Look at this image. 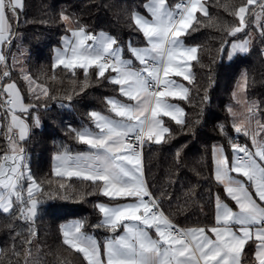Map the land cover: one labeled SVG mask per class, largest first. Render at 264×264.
<instances>
[{"label": "snow or ice", "instance_id": "snow-or-ice-1", "mask_svg": "<svg viewBox=\"0 0 264 264\" xmlns=\"http://www.w3.org/2000/svg\"><path fill=\"white\" fill-rule=\"evenodd\" d=\"M255 3L256 0H246L232 12L238 23L229 35L244 30L246 13ZM23 7V0H0V45L10 43L9 18L18 16ZM144 8L147 15L134 12L131 19L146 46L129 43L130 58L125 57L116 38L103 32L91 34L83 27L71 30V37L62 38L63 48L55 50L53 67L62 66L73 74L83 69L86 81L88 70L94 68L97 76L117 86L119 93V98H106L109 115L89 113L93 127L77 130L69 126L87 150L72 153L65 149L57 153L55 174L92 182L109 200L128 201L95 205L102 218L93 227L112 233L122 228L123 234L107 237L101 244L83 231V221L75 220L62 226L63 242L82 254L86 264H242L245 246L254 240L255 259L264 264V137L258 139L264 126L250 135L247 129L233 125L237 134L250 135L255 150L230 141L231 162L222 147L214 146V178L236 210L216 194L215 222L211 227L178 226L165 214L161 201L145 181L141 161L144 144H160L166 134L170 137L163 117L180 125L185 123L181 118L184 110L171 101L186 100L189 89L174 77L192 81L191 62L198 60V47L186 46L181 37L193 27L195 14L199 11L208 16V10L202 0H181L174 7L168 6L166 0H147ZM261 8L264 10V0ZM62 19L69 21L67 15ZM231 49L229 59L237 52H247L248 42L232 43ZM0 63H6L2 53ZM2 75L9 77L10 73L4 71ZM25 79L35 99L48 96L46 87H34L30 76ZM0 100L10 114L7 132L16 130L15 138L8 135L9 152L0 157V210L8 213L18 203L20 219L34 222L44 198H51V194L27 167L21 142L28 138L30 128L17 113H28L36 106L23 103L14 82L0 88ZM35 123L39 124L38 117ZM59 187L63 189L64 184Z\"/></svg>", "mask_w": 264, "mask_h": 264}, {"label": "trees", "instance_id": "trees-1", "mask_svg": "<svg viewBox=\"0 0 264 264\" xmlns=\"http://www.w3.org/2000/svg\"><path fill=\"white\" fill-rule=\"evenodd\" d=\"M167 1L174 5L181 0ZM146 2L23 0L19 15L9 18L12 28L10 43L4 49L6 63L0 66L1 83L15 82L25 104L36 106L22 114L30 124L29 136L22 146L33 178L51 198H44L34 222L20 219L18 203L8 213L0 210V264H86L82 254L63 242L61 225L69 219L83 221L84 229L93 232L100 241L114 234L93 227L102 218L95 207L104 198L99 189L89 181L57 176L52 158L65 149L74 152L85 148L69 126L77 130L92 126L89 113L107 111L106 98L119 95L117 86L99 78L94 68L88 70L86 81L83 69H76L73 74L62 66L53 67V52L74 26L90 33H110L124 48V54L130 55L129 43L133 46L146 43L131 19L134 12H146ZM245 3L246 0H204L208 16L198 11L193 27L184 36L186 43L198 47L188 98L181 101L185 123L180 125L167 119L170 137L166 134L160 144H144L148 187L160 198L165 214L182 227H211L215 222V195L227 198L223 186L214 178L213 147L221 144L229 152L230 141L250 145L247 137L235 132L230 111L242 71L246 72L247 99L256 101L255 111L259 123L264 125V23L261 31L254 26L261 0L249 6L246 31L235 36L228 34L238 23L232 12ZM62 15H67L69 21H64ZM252 29L255 38L249 51L226 59L223 51L228 44ZM4 71L10 76L4 77ZM26 75L46 87L48 96L35 99ZM35 117L39 118L38 125ZM8 152V134L0 131V157ZM60 184H64L63 189Z\"/></svg>", "mask_w": 264, "mask_h": 264}, {"label": "crops", "instance_id": "crops-1", "mask_svg": "<svg viewBox=\"0 0 264 264\" xmlns=\"http://www.w3.org/2000/svg\"><path fill=\"white\" fill-rule=\"evenodd\" d=\"M166 2H167V4H168V6H170V7H174L176 4H174V5H171V4H169L168 3V1L166 0ZM147 3V2H146ZM179 3V2H178ZM202 3H204V0H202ZM141 14H144V15H147V13L145 12V13H141ZM197 15V13L195 14V16ZM9 22H10V24H11V21H10V19H9ZM11 28H12V24H11ZM77 28H79V27H74V26H71L70 27V29H69V31L66 33V34H64L63 35V37L64 36H69V37H71V30H76ZM101 32H103V33H106V34H108V35H110V36H112L110 33H108V32H106V31H98V32H96V33H91V34H99V33H101ZM90 33V32H89ZM62 37V38H63ZM113 37V36H112ZM181 39H183V41H184V44L186 45V46H188V47H193V46H195V45H191V44H188V43H186V41H185V39H184V36L183 37H181ZM6 44H7V42L6 43H4V44H2V45H0V53H2L3 55H4V57L6 58V54H5V51H4V49H5V47H6ZM136 46H139V47H144V46H146V43L145 44H143V45H136ZM58 48H63V42H62V39H61V42H60V44L58 45V46H56L55 47V49H54V52H53V59H54V62H55V50L56 49H58ZM198 53V52H197ZM125 57L126 58H130V55H125ZM192 63L193 62H191V72H192V74H193V66H192ZM1 65H3V63H0V66ZM174 79H176L177 81H178V83H182L185 87H187L188 89H189V81H184L183 80V78L182 77H174ZM0 80H1V73H0ZM7 83H13V82H6V83H4V84H2L1 83V88L4 86V85H6ZM15 83V82H14ZM16 84V83H15ZM17 86V85H16ZM17 88H18V86H17ZM39 88V87H38ZM19 89V88H18ZM19 92H20V95L22 96V93H21V91H20V89H19ZM188 94H189V92H188ZM23 97V96H22ZM112 97H117V98H119V95L118 96H112ZM7 98V94L5 93V95H4V99H6ZM181 101L182 100H180V99H173L171 102L172 103H175V104H178L179 105V107H181L183 110H184V108L182 107V105H181ZM23 103L25 104V102H24V99H23ZM25 105H27V104H25ZM0 109L1 110H3V112H4V114H5V116L6 117H8V120H10V114L6 111V110H4L2 107H1V105H0ZM98 112H101L102 114H105V115H109L110 113L108 112V110L107 111H100V110H97ZM5 112H7V113H5ZM18 115H21V117L23 118V119H25V121H26V123L29 125V128H30V124H29V122H28V120L26 119V117L25 116H23L21 113H17ZM184 117H185V112H183V116L181 117L183 120H184ZM243 118V119H242ZM241 118V120H240V122L238 123V124H236V125H239L241 128H242V130L243 129H247L248 131H249V133H250V135H251V133H252V131L253 130H256V127H257V122H256V120H255V122L253 121V124H250L249 122H248V120L246 119V117H242ZM163 120H164V125L166 126V127H168V125H167V119L168 120H170V121H174V120H172L170 117H163L162 118ZM261 126H264V125H261L260 123H259V127H261ZM88 127H93V125L92 126H88ZM169 128V127H168ZM14 131V134H13V138L14 137H16V132H15V130H13ZM30 132V131H29ZM250 135L249 136H245L244 135V137H247L248 139H249V143H250V145L252 146V143H251V139H250ZM28 136H29V134H28ZM260 137H264V133H261L260 132V134H259V136H258V139L260 138ZM21 144H22V142H21ZM215 146H220V147H222L223 149H224V152H225V154L226 155H228V157H229V161L231 162L232 161V159H233V153H232V149L229 151V152H227L226 150H225V148L222 146V145H215ZM252 148H253V146H252ZM213 149H214V147H213ZM87 150V146L85 145V148L83 149V150H80V151H74V152H72V153H77V152H83V151H86ZM255 149L253 148V151H254ZM61 152V151H60ZM57 153H59V152H57ZM57 153H55L54 155H53V158H52V165H53V171H54V173H55V170H54V157L56 156V154ZM212 156H213V169L215 170V164H214V153H213V151H212ZM141 161H142V170H143V175H144V178H145V172H144V161H143V156L141 157ZM145 181H146V178H145ZM250 191H253V193H254V190L253 189H249ZM226 203H228L229 204V206L230 207H233L234 208V210H236V207H235V204H234V202L233 201H231L229 198H223V197H221ZM125 202H128V201H125V200H109L107 197H104L103 198V200H101V201H99V203H106V204H119V203H125ZM259 202V201H258ZM75 220H79V219H69V220H66L65 222H63L62 223V225H61V230H62V234H63V228H62V226L63 225H65V224H67V223H70V222H72V221H75ZM214 225V224H213ZM212 225V226H213ZM83 231H85L87 234H89V235H93L98 241H100L99 240V238L93 233V232H89V231H86L85 229H83ZM120 234H123V229L121 228V229H118L117 230V232L116 233H114V234H112V235H109V236H107V237H112V236H115V235H120ZM106 237V238H107ZM106 238H104L102 241H100L101 242V244H103V242H104V240L106 239ZM256 241H254V240H252V241H249L248 242V244H246V246H245V249H244V252H243V255H242V264H258V262L256 261V259H255V250H256ZM250 246V249H248V247ZM252 248V249H251ZM102 251H103V249H102Z\"/></svg>", "mask_w": 264, "mask_h": 264}, {"label": "rangeland", "instance_id": "rangeland-1", "mask_svg": "<svg viewBox=\"0 0 264 264\" xmlns=\"http://www.w3.org/2000/svg\"><path fill=\"white\" fill-rule=\"evenodd\" d=\"M246 15H247V13H246ZM256 17H259V18L257 19ZM263 23H264V10H262V8H258L255 11L254 26L258 27V29L261 31ZM246 25H247V21H246ZM247 27H248V25L244 28L243 31H241L239 33L245 32ZM254 38H255V32L253 29L249 30L248 32L243 34L242 37H240V38H234L228 44L227 50L223 51V54H225L226 59H229V54L232 52V49H231L232 43L239 44L241 42L247 41L248 42L247 52H248ZM238 53H246V52H237L234 55H232L231 58H233ZM27 76H29V75H27ZM27 83H28V80H27ZM28 85H29V83H28ZM33 86L36 87V86H42V85L35 82ZM42 87H44V86H42ZM0 88H1V80H0ZM39 90L40 89L37 87V91H39ZM255 105H256V101L247 99V96H246V72L242 71L238 80H237V83H236L235 93H234V102L230 105V111L233 115L234 123L238 124L242 117H246V119L248 120V122L250 124H253V121L255 122V120H256V122L258 124L256 127V130L259 129L260 128L259 127V119H258L257 113L255 111ZM250 109H251V111H250ZM36 118L37 117H35L34 120H36ZM9 123H10V120H8V117L5 116L3 110L0 109V131H4L8 135L13 136L14 131L11 134H9L7 132V126ZM15 132H16V130H15ZM261 133H264V132H261ZM216 145H221V144H216ZM9 154H11V153H9Z\"/></svg>", "mask_w": 264, "mask_h": 264}, {"label": "built area", "instance_id": "built-area-1", "mask_svg": "<svg viewBox=\"0 0 264 264\" xmlns=\"http://www.w3.org/2000/svg\"><path fill=\"white\" fill-rule=\"evenodd\" d=\"M181 2V1H180ZM179 2V3H180ZM7 99V98H6ZM0 105H1V107L4 109V110H6V107H5V105H4V103H3V100H0ZM7 111V110H6ZM239 144H241V145H247L250 149H252L253 150V148L248 144V143H246V142H240ZM143 152H144V146H143V148H142V151H141V157L143 156ZM157 198V197H156ZM158 200H160V198H157ZM161 201V200H160ZM171 219V218H170ZM172 220V219H171ZM173 221V220H172ZM174 222V221H173ZM175 223V222H174ZM177 224V223H176ZM178 226H180V227H182L181 225H179V224H177Z\"/></svg>", "mask_w": 264, "mask_h": 264}, {"label": "water", "instance_id": "water-1", "mask_svg": "<svg viewBox=\"0 0 264 264\" xmlns=\"http://www.w3.org/2000/svg\"><path fill=\"white\" fill-rule=\"evenodd\" d=\"M263 54H264V52H263Z\"/></svg>", "mask_w": 264, "mask_h": 264}]
</instances>
